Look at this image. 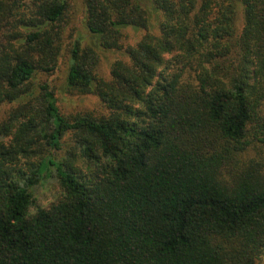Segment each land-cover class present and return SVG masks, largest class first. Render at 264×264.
I'll return each instance as SVG.
<instances>
[{
  "label": "trees",
  "instance_id": "obj_1",
  "mask_svg": "<svg viewBox=\"0 0 264 264\" xmlns=\"http://www.w3.org/2000/svg\"><path fill=\"white\" fill-rule=\"evenodd\" d=\"M81 3L127 56L108 79L64 45L72 0H0V264H260L264 162L243 155L264 147V0ZM63 50L67 90L104 112L64 115L39 80Z\"/></svg>",
  "mask_w": 264,
  "mask_h": 264
},
{
  "label": "rangeland",
  "instance_id": "obj_2",
  "mask_svg": "<svg viewBox=\"0 0 264 264\" xmlns=\"http://www.w3.org/2000/svg\"><path fill=\"white\" fill-rule=\"evenodd\" d=\"M72 11L68 16V26L65 31L64 45L68 46L70 42L76 38H80L81 45L91 46L98 54V66L97 71L104 78H110L111 65L116 60H127V56L120 50H104L98 47L95 42V37L86 29L84 23V11L81 0H72ZM154 18L150 19L152 22ZM242 12L237 11L236 16V28L239 32L242 27ZM157 32V28H156ZM144 31L141 29L135 30L130 27L125 29V43L134 44L138 41ZM68 44V45H67ZM68 68L67 53L62 51V55L58 59L57 67L51 75L39 76V80H45L49 82L52 87L55 97L57 99V105L64 115H75L81 112H104L105 108L100 102L99 98L93 94H77L75 92H69L65 86V79ZM67 139V137L65 138ZM64 153V148L59 151V154ZM244 157H258L264 162V147L254 145L243 155ZM264 168V167H263ZM58 187L54 181H43L36 185L33 189V195L40 205H46L51 201H54L58 195ZM260 264H264V257L260 260Z\"/></svg>",
  "mask_w": 264,
  "mask_h": 264
}]
</instances>
